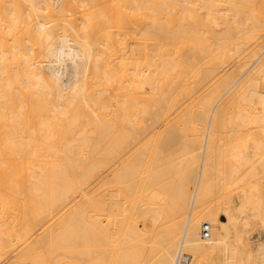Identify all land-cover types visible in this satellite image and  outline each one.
<instances>
[{"label":"bare ground","instance_id":"6f19581e","mask_svg":"<svg viewBox=\"0 0 264 264\" xmlns=\"http://www.w3.org/2000/svg\"><path fill=\"white\" fill-rule=\"evenodd\" d=\"M256 165L264 0H0V264H264Z\"/></svg>","mask_w":264,"mask_h":264},{"label":"rangeland","instance_id":"374dc122","mask_svg":"<svg viewBox=\"0 0 264 264\" xmlns=\"http://www.w3.org/2000/svg\"><path fill=\"white\" fill-rule=\"evenodd\" d=\"M140 120H141V119H140ZM233 120H234L235 123L237 122V121H235V119H233ZM142 121H144V120L142 119ZM137 122H138V121H137ZM144 122H145V121H144ZM144 122H141L142 124L140 123V125H143V126H144L145 123H147V125L149 124L148 122H145V123H144ZM168 122H169V121H168ZM168 122L165 121V123H164V122L161 120V123H160V121H159L160 125H162L163 123L167 125V124H169ZM173 122H175V121H170V124H172ZM228 122H229V123H228ZM232 122H233V121H232ZM232 122H231V121H227L228 124L231 123L230 125L233 126V125H232ZM234 122H233V124L235 125ZM138 123H139V122H138ZM143 123H144V124H143ZM153 123H154V122H153ZM156 123H158V122H156ZM237 123H241V122L238 121ZM237 123H236V126H235L236 128L238 127L237 125H239V124H237ZM151 124H152V123H151ZM176 124H178V123H176ZM176 124H175V125H176ZM225 124H226V123H225ZM228 124H227V125H228ZM136 125H139V124H136ZM149 125H150V124H149ZM149 125H148V127L145 125L148 129H150V130H148V132H149V131H153V130H154V128H153L154 125H153V127H151V125H150L151 128L149 127ZM166 125H165V126H166ZM227 125H226V126H227ZM240 125H241V124H240ZM226 126L223 127V129H225V131H222L223 129H221V131H222L221 134H222V135L220 134V136H219V140H220L219 143H220V144H218V145H220V146L218 147V149L221 147V150L219 149V150H220L219 153L222 151V152H221V156L218 157V163H222V166H223V164L226 165V164H227V161L229 162V160L231 159V158L228 159V157H227V153H228V152H229V153L231 152V150H230L229 148H232V147H229V148H228V145H229V146H233L232 143H231V145H230V142H231V141H234V140H235V142L238 141V139H237V140L235 139V138H236V137L234 136L235 134H234V135L232 134V132H233L235 129H234L233 131H230V129L233 128V127L230 126V128H229V127L227 126L228 129H229V130H228L227 128H225ZM138 127H139V126H138ZM156 127H157V126H156ZM159 127H160V126H159ZM166 127H167V126H166ZM240 127H241V129H242V128H243V125L240 126ZM240 127L238 128L237 132L235 131V133H236V135L238 136V138H239L240 136H242L243 138H242V137H240V138H242L243 141H244V140L246 141L245 136L247 135V130H246L247 128L244 126V128H246L245 131H244V134H242V135H238V134H240V133H243V132H241V131L239 130ZM139 128H140V127H139ZM144 128H145V127H144ZM152 128H153V129H152ZM162 128H163V126H161V128H159V129H161L160 131L163 130ZM244 128H243V129H244ZM137 129H138V128H137ZM137 129H136L135 132H137V131L139 130V129H138V130H137ZM157 129H158V128H155V130H157ZM243 129H242V130H243ZM176 130H177V129H176ZM231 130H232V129H231ZM139 131H140V130H139ZM139 131H138V132H139ZM141 131H142V129H141ZM141 131H140V132H141ZM157 131H158V130H157ZM160 131H158V132H160ZM238 131H239L240 133H238ZM138 132H137V133H138ZM140 132L138 133V134H139V138H140V140L137 139V141L139 140L138 142H137V141H134V142H137V144L134 143V145L136 146L135 148H137V149L139 148L137 145L142 146V145H140V144H143V143L145 142V140L142 141L143 143L141 142V140H143V137H140V135H141V136H143V135H142V132H141V133H140ZM143 132H145V131H143ZM148 132H147V134L145 133L144 136L147 135L146 137H149V138H150V137H152L153 134L155 135L154 132H150L149 134H148ZM223 132H224V133H223ZM137 133H136V135H137ZM233 133H234V132H233ZM245 133H246V134H245ZM156 134H158V133H156ZM177 134H178V132H177ZM148 135H149V136H148ZM179 135H180V132H179V134H178V139H179V138L181 139V136L179 137ZM146 137H144V138L147 139ZM149 138H148V139H149ZM233 138H234V140H233ZM240 138H239V139H240ZM135 139H136V138H135ZM242 139H241V141H242ZM146 141H147V140H146ZM139 142H140V143H139ZM235 142H233V144L236 145L237 142H236V143H235ZM238 142H240V140H239ZM138 143H139V144H138ZM241 144H242V143H241ZM241 144H238V145L242 146ZM134 145H132V146L134 147ZM238 145H236V146H237L238 148H240ZM243 145H244V144H243ZM132 146H131V148H132ZM226 147L229 149L228 151H227V148H226ZM131 148H130V149H131ZM135 148H134V150H135ZM234 148H235V147H234ZM234 148H232L233 151H234ZM131 150H132V149H131ZM134 150H133V151H134ZM224 150H226L227 152L224 151ZM223 151H224V153H223ZM127 152L132 153L131 151H127ZM125 153H126V152H124V157L127 158V156L129 155V153H128V155H125ZM229 153H228V156H229V157H232V156H233L232 153H230V154H229ZM126 154H127V153H126ZM230 155H231V156H230ZM234 155H235V154H234ZM217 156H219V154H217ZM221 160H222V161H221ZM220 161H221V162H220ZM216 162H217V157H216ZM223 162H224V163H223ZM230 162H231V160H230ZM232 162H234V164H236L235 159H234V156H233V161H232ZM232 162H231V163H232ZM246 163H247V162H245V164H246ZM250 163H251V164H250ZM250 163H249L250 165H253V164H254V163L252 164V162H250ZM228 164H229V167H230V168L227 167V166H226L227 168H226L225 166H223V168H221V169L223 170L224 167H225V168H226V171H225L226 173H227L230 169L232 170V168H233V164H230V163H228ZM247 165H248V164H247ZM254 165H255V164H254ZM254 165H253V167H254ZM216 166L219 167L220 164L217 165V163H216ZM231 166H232V168H231ZM234 166H235V165H234ZM243 166H244V165H243ZM245 167H246V166L242 167V169H246ZM250 167H252V166H250ZM253 167H252V168H253ZM219 168H220V167H219ZM228 168H229V170L227 171ZM247 168H249V167H247ZM252 168H250V169H252ZM216 169H217V167H216ZM221 169H217L218 171L220 170V172L217 171V172H216L217 174H215V176H216V177H215V179H216V180H215V183L218 182V183L216 184L218 194H217V192H215V191H216V188H215V191H214V192L216 193V194L214 195L215 198H217L216 195L218 196V195L220 194L219 192H220L221 190H222V191H225V192H223V193L221 192L220 195L222 196L224 193L226 194L227 191H228L227 193L230 194L231 190L233 191V188H236V187H237V186H236V187H232V184H233V186H235L234 183L237 182L238 180H237V181H234V180L232 179V178H233V174L229 171V172H230L229 175L231 176V174H232V177H231V179H229L230 177L228 176V178H226V179H227V180L229 179V181H226V180H225V181L228 183V182H230V181L233 180L234 183H232V184H230L231 182L229 183V184L231 185L232 189L230 188L229 185H228V187H229L228 189L224 188V187L227 185V183H226L225 181L223 182L222 178H224V177H222V178L220 177V175H222V173H223V175H224V171H222ZM234 169H235V167L233 168V171H232L233 173H235ZM260 169H261L260 166L256 165L255 168H254V170H253V173H254L255 171H257L256 173L258 174V176L264 175V174H261V173H262V169H261V170H260ZM224 170H225V169H224ZM246 170H247V169H246ZM246 170H245V171H246ZM248 170H249V169H248ZM248 170H247V171H248ZM229 172H228V173H229ZM239 172H240V171H239ZM239 172H238V174H239ZM242 172H243L242 174H244L243 177H244V179H245V176H246L245 174H246V173H244V170H243ZM218 173H219L220 175H218ZM248 173H250V172L248 171ZM248 173H247V175H248ZM108 174L110 175V177H112V173H111V171H109ZM236 174H237V173H236ZM238 174H237V175L234 174V178H235V176H237V178H238V177H239ZM217 175H218V176H217ZM226 176H227V175H226ZM241 176H242V175H240V178H241ZM247 177H249V176H246V179H245L246 181L249 180V178L247 179ZM235 179H236V178H235ZM239 180H240V179H239ZM242 180H243V179H242ZM242 180H241V181H242ZM245 180L242 181V182L244 183V185H245L246 183H248V182H245ZM259 180H260V179H258L257 181H259ZM241 181H240V182H241ZM260 181H261V180H260ZM222 182H223V183H222ZM240 182H237V183H240ZM224 183H226V185H225ZM223 185H224V187H223ZM238 185L241 186V184H238ZM216 186H215V187H216ZM240 186H239V187H240ZM245 186H246V185H245ZM221 188H223V189H221ZM237 188H238V187H237ZM240 188H241V189H234L232 195H229V197L233 196V197H232V198H233L232 201L234 200V202H235V199H236V196H237V191H239V190L241 191L242 188H243V186H241ZM218 189H219L220 191H218ZM235 190H237V191H235ZM235 192H236V193H235ZM228 194H227V195H228ZM234 194H235V196H234ZM238 194H240V193L238 192ZM220 195L218 196L217 199L220 198ZM238 196H239V195H238ZM238 196H237V197H238ZM224 198H225V197H224ZM224 198H223V197H222V199L220 198V199H221V200H220V204H222V205H224V200L227 201L226 199L228 198V196H227L226 199H224ZM217 199H214V200H217ZM228 199L231 201L230 198H228ZM232 201H231V202H232ZM216 202H217V201H216ZM227 203L229 204L230 202L227 201ZM220 218H221L222 220H226V217L223 216V215H221V214H220ZM254 221H255V220H254ZM250 225H252V226L249 228ZM250 225L247 227L248 230H247V228H246V230H247L249 233H246L247 231H245V233H244V235L246 234V235H245L246 237H247V235H248L247 238H249V241H250V242L252 241V243H255L256 239H257V241H258V239H259V240L261 239L259 242L264 241V224H261L260 222L256 221V222H254V223L252 222V224H250ZM252 227H253V229H252ZM251 229H252V230H251ZM256 233H257V234H256ZM250 234H251V235H250ZM249 235H250V236H249ZM252 236H253L254 238H253ZM250 239H251V240H250ZM252 239H254V240H252Z\"/></svg>","mask_w":264,"mask_h":264},{"label":"built area","instance_id":"2783aa9c","mask_svg":"<svg viewBox=\"0 0 264 264\" xmlns=\"http://www.w3.org/2000/svg\"><path fill=\"white\" fill-rule=\"evenodd\" d=\"M211 235V226L208 223H204L200 229V236L203 239L209 238ZM191 257L188 253H181L178 257L177 264H189Z\"/></svg>","mask_w":264,"mask_h":264}]
</instances>
